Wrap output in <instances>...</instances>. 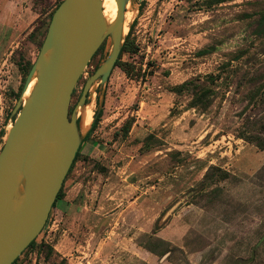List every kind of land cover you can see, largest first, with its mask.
Listing matches in <instances>:
<instances>
[{
	"label": "rangeland",
	"instance_id": "rangeland-1",
	"mask_svg": "<svg viewBox=\"0 0 264 264\" xmlns=\"http://www.w3.org/2000/svg\"><path fill=\"white\" fill-rule=\"evenodd\" d=\"M59 1L0 0V149L24 63ZM128 3L131 50L86 104L92 121L101 97L100 120L35 244L12 264H264V0ZM109 46L88 62L70 112ZM186 80L193 86L175 91ZM203 86L209 105L191 106ZM89 124L79 116L82 139ZM212 164L228 177L202 192Z\"/></svg>",
	"mask_w": 264,
	"mask_h": 264
},
{
	"label": "water",
	"instance_id": "water-1",
	"mask_svg": "<svg viewBox=\"0 0 264 264\" xmlns=\"http://www.w3.org/2000/svg\"><path fill=\"white\" fill-rule=\"evenodd\" d=\"M115 1L109 24L102 0H61L51 15L0 149V264H11L39 234L81 144L80 111L96 93L94 85L108 79L127 34L125 8L131 0ZM106 40L109 49L69 113L77 81Z\"/></svg>",
	"mask_w": 264,
	"mask_h": 264
},
{
	"label": "trees",
	"instance_id": "trees-1",
	"mask_svg": "<svg viewBox=\"0 0 264 264\" xmlns=\"http://www.w3.org/2000/svg\"><path fill=\"white\" fill-rule=\"evenodd\" d=\"M60 2L61 1H59L57 3V6H58V4ZM52 13L53 12H51V14H50V18H51ZM255 33L257 35H259V36L260 35H264V11L260 14V16H259V18L257 20V24H256V27H255ZM130 39H131L130 38V32H128L126 34V36H125L124 43H123V45L121 47V50L119 52L118 58H117V60L115 62V65L123 67L124 62H122L120 60V58H121V55L123 54V52L131 50L130 44L132 45V42H131ZM102 46H103V43L101 44V46L98 49H100ZM96 52H95V54H96ZM31 65H32V62H30V61H26L24 63L25 74L29 71ZM207 78H209L210 81L214 80V77L212 75H208ZM189 85L193 86V81L192 80H186V81L182 82L181 84L176 85L174 87V89H175V91H179L181 88L187 87ZM212 93H213V90L211 88H209V87H204L203 86V87L194 88V90L192 92V99H191L190 105L191 106H200V105H202L203 107L208 106L209 103H210V100H211L210 96H211ZM101 112H102V110H101V108H99V105H98L97 109L95 110V112L93 114V120L91 121L90 128L88 129V131L86 133V136H85L84 139H82L81 143L83 141H85L86 139H88L90 137L92 131L96 128V126H97V124H98V122L100 120ZM69 113H70V110H69ZM131 123H132L131 119L127 120L124 123V125L122 126L121 130L124 131V132H128ZM80 147H81V144H80V146H79V148H78V150H77V152L75 154V157H74V159L72 161V164H71L70 168L72 167L74 161L76 160V158H77V156L79 154ZM227 177H228V172L226 170H224L223 168H221V167H219L217 165H213L212 164L206 169L202 179L199 182L200 190H202V192H203L210 185L216 184V183H218L220 181H223ZM61 188H62V186H61ZM61 188L59 189V191L57 193L56 200L60 199L63 196V192L61 191ZM219 188H220V186L214 185L213 187H210V189L207 192V194H215L218 191ZM54 204H55V202L53 203L52 207L54 206ZM35 239H36V237L29 243V245L27 247L33 246L35 244ZM13 262H15V261H13Z\"/></svg>",
	"mask_w": 264,
	"mask_h": 264
},
{
	"label": "bare ground",
	"instance_id": "bare-ground-1",
	"mask_svg": "<svg viewBox=\"0 0 264 264\" xmlns=\"http://www.w3.org/2000/svg\"><path fill=\"white\" fill-rule=\"evenodd\" d=\"M129 4L130 3H127V6H129ZM102 12H103V16H104V18L106 20V23L107 24L111 23L112 20L115 18V14H116V1L115 0H102ZM126 26L127 25H125V23H124L123 33L126 32V30H127V27ZM34 82H35V78H33L30 81L28 87L24 91V93H23V97L24 98L29 94V92H30V90H31ZM80 114L82 115V118H83L84 123L85 124H89L90 121H91V118H92L91 106L90 105H86L83 109H81Z\"/></svg>",
	"mask_w": 264,
	"mask_h": 264
},
{
	"label": "flooded vegetation",
	"instance_id": "flooded-vegetation-1",
	"mask_svg": "<svg viewBox=\"0 0 264 264\" xmlns=\"http://www.w3.org/2000/svg\"><path fill=\"white\" fill-rule=\"evenodd\" d=\"M99 63H100V62H98V63L96 64L95 68L97 67V65H98ZM95 68H94V69H95Z\"/></svg>",
	"mask_w": 264,
	"mask_h": 264
}]
</instances>
